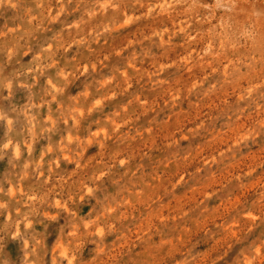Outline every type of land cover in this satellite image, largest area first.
I'll use <instances>...</instances> for the list:
<instances>
[{
	"label": "clouds",
	"instance_id": "9594fccd",
	"mask_svg": "<svg viewBox=\"0 0 264 264\" xmlns=\"http://www.w3.org/2000/svg\"><path fill=\"white\" fill-rule=\"evenodd\" d=\"M0 264H264V0H0Z\"/></svg>",
	"mask_w": 264,
	"mask_h": 264
}]
</instances>
